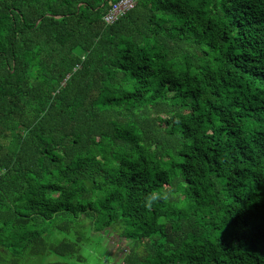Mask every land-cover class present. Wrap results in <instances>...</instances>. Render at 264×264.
Wrapping results in <instances>:
<instances>
[{"label":"trees","instance_id":"trees-1","mask_svg":"<svg viewBox=\"0 0 264 264\" xmlns=\"http://www.w3.org/2000/svg\"><path fill=\"white\" fill-rule=\"evenodd\" d=\"M116 1L0 0V264H264V0Z\"/></svg>","mask_w":264,"mask_h":264},{"label":"rangeland","instance_id":"rangeland-1","mask_svg":"<svg viewBox=\"0 0 264 264\" xmlns=\"http://www.w3.org/2000/svg\"><path fill=\"white\" fill-rule=\"evenodd\" d=\"M106 242L108 243V246L111 248V257H112V263L114 264H121V261L119 257L123 256L124 253L128 250V245L125 239L121 238L118 235V230L113 232L111 231L110 234L106 238ZM89 248L94 249L93 251L87 250L83 251V256L86 258V261H84L82 264H107L103 263L99 255L103 253V256H105V252L97 246L94 242L90 243ZM119 253V255H118ZM59 260L57 256L54 254H46V255H39L37 257H33L29 259V261L25 262V264H47L53 261Z\"/></svg>","mask_w":264,"mask_h":264},{"label":"built area","instance_id":"built-area-1","mask_svg":"<svg viewBox=\"0 0 264 264\" xmlns=\"http://www.w3.org/2000/svg\"><path fill=\"white\" fill-rule=\"evenodd\" d=\"M136 0H117L116 3L111 5V8L103 16L106 24H112L122 17L127 11L132 9Z\"/></svg>","mask_w":264,"mask_h":264},{"label":"clouds","instance_id":"clouds-1","mask_svg":"<svg viewBox=\"0 0 264 264\" xmlns=\"http://www.w3.org/2000/svg\"><path fill=\"white\" fill-rule=\"evenodd\" d=\"M155 197H153V196H149L148 198H147V201H146V203H145V207H148V208H151L152 207V204L154 203V201H155Z\"/></svg>","mask_w":264,"mask_h":264}]
</instances>
